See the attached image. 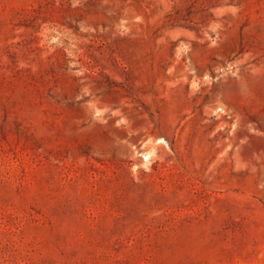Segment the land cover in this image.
Wrapping results in <instances>:
<instances>
[{"label": "rangeland", "instance_id": "obj_1", "mask_svg": "<svg viewBox=\"0 0 264 264\" xmlns=\"http://www.w3.org/2000/svg\"><path fill=\"white\" fill-rule=\"evenodd\" d=\"M0 264H264V0H0Z\"/></svg>", "mask_w": 264, "mask_h": 264}, {"label": "bare ground", "instance_id": "obj_2", "mask_svg": "<svg viewBox=\"0 0 264 264\" xmlns=\"http://www.w3.org/2000/svg\"><path fill=\"white\" fill-rule=\"evenodd\" d=\"M146 157H147V155H146Z\"/></svg>", "mask_w": 264, "mask_h": 264}]
</instances>
